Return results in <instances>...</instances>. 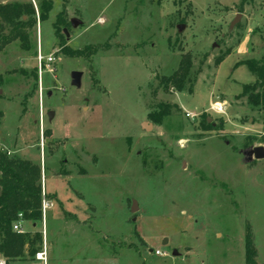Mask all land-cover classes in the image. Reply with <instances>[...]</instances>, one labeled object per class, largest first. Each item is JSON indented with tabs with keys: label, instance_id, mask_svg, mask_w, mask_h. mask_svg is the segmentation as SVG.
I'll use <instances>...</instances> for the list:
<instances>
[{
	"label": "rangeland",
	"instance_id": "obj_1",
	"mask_svg": "<svg viewBox=\"0 0 264 264\" xmlns=\"http://www.w3.org/2000/svg\"><path fill=\"white\" fill-rule=\"evenodd\" d=\"M53 1L30 50L0 53V152L41 166L49 202L21 223L47 262L7 264H248L249 234L264 264V159L243 153L264 147V105L241 95L255 75L235 67L264 63V0ZM39 52L57 59L41 73ZM183 53L192 83L166 90ZM165 102L179 108L159 118Z\"/></svg>",
	"mask_w": 264,
	"mask_h": 264
},
{
	"label": "trees",
	"instance_id": "obj_2",
	"mask_svg": "<svg viewBox=\"0 0 264 264\" xmlns=\"http://www.w3.org/2000/svg\"><path fill=\"white\" fill-rule=\"evenodd\" d=\"M53 0H29L26 2H6L0 0V53L10 43L19 40L26 50L31 49L29 29L40 22L46 21L53 9ZM57 15L59 17L64 13ZM39 13V15H38ZM7 27L10 31L6 33ZM224 60L223 56L215 59L219 65ZM245 65L255 75V80L243 85L241 95L247 96L248 103L264 105V63L260 60L249 58L237 62L235 67ZM193 67L192 54L183 53L177 70L172 75L164 76L161 82L166 90L182 92L187 83L191 81ZM3 82L0 76V86ZM189 92L193 88L189 87ZM159 118H164L172 113V108H179L169 102L160 103ZM3 113L0 111V118ZM42 168L29 160L9 157L0 152V256L7 262L36 255L42 249L43 235L35 232H18L13 225L20 221H39L43 218L42 211ZM246 254L248 264H258L253 237L246 236Z\"/></svg>",
	"mask_w": 264,
	"mask_h": 264
},
{
	"label": "water",
	"instance_id": "obj_3",
	"mask_svg": "<svg viewBox=\"0 0 264 264\" xmlns=\"http://www.w3.org/2000/svg\"><path fill=\"white\" fill-rule=\"evenodd\" d=\"M241 14H237L236 17L234 18L233 22L231 23V27H233L240 19ZM80 21L76 20V19H72L71 23L74 27L78 26L80 23ZM179 29H183V25H180ZM64 32L66 34V36H69V32L67 30V28H64ZM83 73L80 71H73L72 72V78H73V84L76 86H80L81 85V78H82ZM1 93V90H0ZM54 115V111H50V117H52ZM244 155L247 157V160L250 161L252 159H264V147L263 146H255L250 148L249 150H245ZM136 204V202L134 203V205ZM135 209V206L133 207V210ZM165 243H168V240L165 241ZM152 251V250H151ZM173 255H178V250L175 249L172 253Z\"/></svg>",
	"mask_w": 264,
	"mask_h": 264
},
{
	"label": "built area",
	"instance_id": "obj_4",
	"mask_svg": "<svg viewBox=\"0 0 264 264\" xmlns=\"http://www.w3.org/2000/svg\"><path fill=\"white\" fill-rule=\"evenodd\" d=\"M56 57L50 55L48 57H44L40 52L38 53V56H37V61H38V67H39V70H40V73H41V68H42V64L43 62L46 63V65H50L54 62H56ZM187 116L191 117V113H187ZM49 208V202H47L46 200H43V203H42V211L44 213V215H46V212H47V209ZM20 216V221L19 222H16L14 223L13 225V229L18 231V232H24V228L22 227L21 223L23 222V219H22V214L19 215ZM155 253L157 255H166L165 252H161L160 250H156ZM36 257L38 260H42L45 262H47V253L46 251L44 250H41L39 252H37L36 254ZM0 264H6V261L1 258L0 259Z\"/></svg>",
	"mask_w": 264,
	"mask_h": 264
},
{
	"label": "crops",
	"instance_id": "obj_5",
	"mask_svg": "<svg viewBox=\"0 0 264 264\" xmlns=\"http://www.w3.org/2000/svg\"><path fill=\"white\" fill-rule=\"evenodd\" d=\"M45 237H46V241H49L48 221H45ZM47 256H48V243H47Z\"/></svg>",
	"mask_w": 264,
	"mask_h": 264
}]
</instances>
